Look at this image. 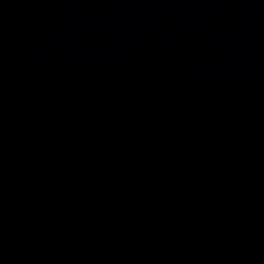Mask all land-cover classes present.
I'll return each mask as SVG.
<instances>
[{
	"label": "water",
	"instance_id": "1",
	"mask_svg": "<svg viewBox=\"0 0 264 264\" xmlns=\"http://www.w3.org/2000/svg\"><path fill=\"white\" fill-rule=\"evenodd\" d=\"M0 264H264V0H0Z\"/></svg>",
	"mask_w": 264,
	"mask_h": 264
}]
</instances>
